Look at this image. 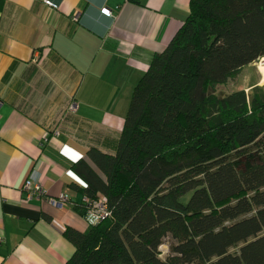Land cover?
<instances>
[{"label":"trees","instance_id":"1","mask_svg":"<svg viewBox=\"0 0 264 264\" xmlns=\"http://www.w3.org/2000/svg\"><path fill=\"white\" fill-rule=\"evenodd\" d=\"M187 14L133 87L114 152L71 166L76 212L104 199L110 216L65 227L63 264H264V87L217 89L264 57V0Z\"/></svg>","mask_w":264,"mask_h":264},{"label":"crops","instance_id":"2","mask_svg":"<svg viewBox=\"0 0 264 264\" xmlns=\"http://www.w3.org/2000/svg\"><path fill=\"white\" fill-rule=\"evenodd\" d=\"M50 1L0 0V264L72 255L63 231L89 218L71 166L114 152L133 87L189 13V0ZM30 177L45 196L26 198Z\"/></svg>","mask_w":264,"mask_h":264},{"label":"built area","instance_id":"3","mask_svg":"<svg viewBox=\"0 0 264 264\" xmlns=\"http://www.w3.org/2000/svg\"><path fill=\"white\" fill-rule=\"evenodd\" d=\"M44 2L50 6L56 7V4H54L50 0H44ZM101 13L107 16L111 15V12L108 8L103 7L100 9ZM23 192H25L26 198L31 197H42L45 196V191L43 187L41 186L40 182L35 180L33 177L27 178L23 184ZM67 200L66 195H62L59 199H49V201L53 204H62L61 202H64ZM104 199H99L96 201H88L85 199V203L88 207V218L91 222L95 223L98 222L108 216H110V210H108L104 204Z\"/></svg>","mask_w":264,"mask_h":264},{"label":"rangeland","instance_id":"4","mask_svg":"<svg viewBox=\"0 0 264 264\" xmlns=\"http://www.w3.org/2000/svg\"><path fill=\"white\" fill-rule=\"evenodd\" d=\"M261 62L264 61H261L259 58L251 65L242 68L240 74L228 83L227 86H219V88H217L218 93L229 92L234 88H245L248 91L250 86L255 83L264 87V64ZM169 240L170 239L167 238L159 247L161 258L165 259L168 253L169 248L167 246L169 245Z\"/></svg>","mask_w":264,"mask_h":264},{"label":"bare ground","instance_id":"5","mask_svg":"<svg viewBox=\"0 0 264 264\" xmlns=\"http://www.w3.org/2000/svg\"><path fill=\"white\" fill-rule=\"evenodd\" d=\"M260 59H261V61H264V57H261ZM261 63L264 64V62H261Z\"/></svg>","mask_w":264,"mask_h":264}]
</instances>
